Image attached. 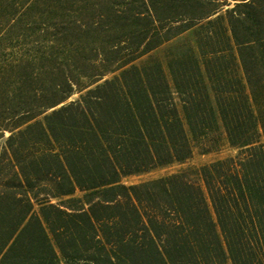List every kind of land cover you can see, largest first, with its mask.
<instances>
[{"label": "trees", "instance_id": "obj_1", "mask_svg": "<svg viewBox=\"0 0 264 264\" xmlns=\"http://www.w3.org/2000/svg\"><path fill=\"white\" fill-rule=\"evenodd\" d=\"M18 9L0 0V264H264V0Z\"/></svg>", "mask_w": 264, "mask_h": 264}, {"label": "rangeland", "instance_id": "obj_2", "mask_svg": "<svg viewBox=\"0 0 264 264\" xmlns=\"http://www.w3.org/2000/svg\"><path fill=\"white\" fill-rule=\"evenodd\" d=\"M17 3H18V13L22 14V12L24 11L25 8L28 7L29 4H31V2H33L34 0H16ZM191 40H194L193 37L190 39ZM168 49H167V46H162L159 51H158V54H159V57L160 58H164L166 56V53H167ZM213 156H206V157H198L197 159H195V163H200V162H203V161H206V160H209L211 159ZM173 169V168H172ZM172 169H168V170H162V171H158V172H154L152 174H149V175H145V176H134V177H131L129 178L127 181L128 182H137V181H140L142 179H145V178H148V177H153V176H156V175H160L162 173H165V172H168Z\"/></svg>", "mask_w": 264, "mask_h": 264}]
</instances>
